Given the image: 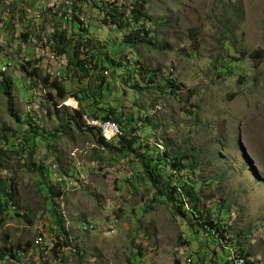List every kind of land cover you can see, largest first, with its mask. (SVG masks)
I'll return each mask as SVG.
<instances>
[{
  "label": "rangeland",
  "instance_id": "rangeland-1",
  "mask_svg": "<svg viewBox=\"0 0 264 264\" xmlns=\"http://www.w3.org/2000/svg\"><path fill=\"white\" fill-rule=\"evenodd\" d=\"M12 1H0V61L16 53L12 109L0 86V179L9 185L14 178L17 204L0 222V264H227L236 243L251 254L250 264H264V0H145L152 35L136 46L124 42L126 28L103 21L99 5L114 0H79L75 12L93 39L86 49L91 75L83 81L66 69L67 54L44 59L34 41L24 44L27 53L17 49L11 36L38 18L19 7L13 12ZM72 1L23 0L33 12L44 7L40 30L31 28L39 44L55 24L74 31L71 9L68 20L59 11ZM26 56L48 82L60 79L70 92L65 99L40 76H26L19 66ZM223 64L227 70L219 71ZM97 74L105 80L99 104ZM168 78L176 86L169 88ZM81 88V97L89 94L82 111L102 115L111 107L133 121L142 144L170 157L187 154L180 174L195 181L204 218L223 217L228 242L194 227L166 200L153 201L155 188L140 178L134 154L117 157L95 144L74 118L81 105L73 93ZM30 122L38 127L34 139L24 131ZM53 210L65 220L69 246L60 245ZM18 245L16 257L9 249Z\"/></svg>",
  "mask_w": 264,
  "mask_h": 264
},
{
  "label": "trees",
  "instance_id": "trees-1",
  "mask_svg": "<svg viewBox=\"0 0 264 264\" xmlns=\"http://www.w3.org/2000/svg\"><path fill=\"white\" fill-rule=\"evenodd\" d=\"M2 1V0H0ZM26 0H24L25 2ZM79 0H73L70 4H64V10L60 8V12H62L64 18L67 14L70 12L67 11L68 9H71L72 11V17L65 18L68 21H72L73 25L71 33L70 27L68 30V27H61L57 26L55 24V29L52 32L51 39L53 40V51L56 52V54H67L68 63L66 66V69L73 68L74 73L83 79L88 78L91 75L90 68L87 67L88 64V52H87V45L91 43L92 36H90V30L88 27H84L81 24L82 21L75 12L77 9V5ZM119 0H114L112 2H103L101 5H99L101 11L105 13L103 21L106 24L112 23L115 26L126 28V33L124 36V42L136 46L137 44H149L150 38L149 36L152 35V30L150 28H146L144 24V18L147 17L146 15V1L145 0H132L129 4L121 3L119 4ZM23 0H14L12 1V5H14L13 12L19 9H21L23 12L26 11V7L22 6ZM51 9V8H49ZM74 11V12H73ZM15 15V14H12ZM132 21V22H131ZM80 22V23H79ZM31 26L29 24L24 25L23 31H21L20 35L16 37L11 36V38L14 41H17V49L22 50L23 45L27 42H29V37H32L31 34ZM42 41V38H40V43ZM48 41H46L47 43ZM12 44V45H11ZM39 44V42H38ZM10 46L14 47L13 42H10ZM16 48V47H15ZM29 47H25L23 49L25 53H27V50ZM18 52V51H17ZM16 56V53H15ZM9 54L6 58H2L0 61V86L3 89V92L6 94L9 104V109H12V88L14 83L16 82V79L10 74V66L15 63L16 57ZM27 59L19 64L21 66L22 70L25 72L26 76L29 77L31 80H35L36 78H39V68L35 64L37 63V60L30 59V56H26ZM29 58V59H28ZM124 57L120 56V59L123 60ZM112 59V63L116 65H123L121 60ZM232 61L234 59H238V57L233 56ZM117 63H116V62ZM19 62V61H18ZM20 63V62H19ZM4 67L5 70H2L1 68ZM97 67V65H95ZM219 71H226L227 66L224 64L219 67ZM231 72V70H229ZM48 75V74H47ZM41 77V76H40ZM96 80L100 84L99 86H102L105 82L104 77L99 74L95 75ZM41 79H43L46 86L53 85L54 88L57 90V95L61 99H65L66 96L70 93L68 89H66V86L60 81L59 78H55L54 81L48 82L47 76H42ZM150 81H154V75H150L148 78ZM169 88H172L176 86V83L173 79L168 78L167 80ZM32 86H30L31 88ZM132 87L138 88L140 91L145 90L146 88L139 87L138 84H134ZM108 88V87H107ZM87 88H81L80 90H77L73 93L74 97L77 98V101L81 105L80 108L74 110V118L85 124V113H88L91 116L99 117L102 119H107L110 116L114 118V120L119 124L121 129L123 130L124 134L119 136L118 138H115L111 141H107L103 139V137L99 134L98 130L94 127L86 126L87 130L92 133L94 136L95 144L98 147H103L107 151L116 153L117 157L125 156L126 154H134L142 163L143 167V175L140 176L141 179H147L150 185L155 188V193L152 198L153 201H156L158 199H162V201H167L172 204L174 211L177 214H182V216H187L189 220L193 219V223L195 225H198L199 228H203L204 230L208 231L211 234H214L216 238L223 239L228 242L230 238L225 237L224 232L226 231V227L222 226L223 217H219V220L217 223H214L213 220L209 218H204L203 210L200 208V197L198 194V190L196 186L192 183V178L188 177L186 179H183L182 173L183 169H185L186 164L183 163L185 157L187 154H177L174 153L173 157H170V153L166 149L165 151H160V148H157V152L153 150L148 143L142 144L139 141V138L136 135V128L133 127V121L127 120L123 114L117 116L114 113V109L111 107H105L103 109V114L100 115L97 112H93L91 114L90 112H84L82 111V107L86 109V105H89V102H84L89 97V94L84 95L81 97L82 93L86 92ZM106 89V87H105ZM105 93V92H104ZM50 96L52 94H49ZM103 96V86L102 91H95L94 92V102L99 104L101 103V98ZM53 98V95L51 96ZM105 97V96H104ZM103 97V101H104ZM112 117L108 120H113ZM73 118V117H72ZM72 118L67 119L63 122L62 128L59 129H65L69 126V122L72 120ZM134 119V118H133ZM146 120H149L150 118H146ZM150 125V123H149ZM129 126V130L127 129ZM154 127H157V124L153 125ZM24 131L26 134L30 135L32 134V139L36 138L38 136V127L34 126L33 124H29V127L24 126ZM58 129V131H59ZM37 130V131H36ZM40 135V134H39ZM34 141L32 143L31 152L35 150V144ZM162 153V154H161ZM1 155H0V168H1ZM31 166V165H30ZM192 166V165H191ZM165 167V171H161V169ZM182 181V182H181ZM195 182V181H193ZM48 195L47 199L50 204L53 205V196L51 195L53 192V186H49V189H47ZM17 204V187L16 182L14 178L12 179L11 183L7 185L3 180L0 179V222L2 223L6 217L8 216V211L15 209L14 207ZM198 213L199 217L196 220L194 218V215ZM53 215L55 219V225L58 228V236L62 237V241L64 244H60L63 246H69V232L67 230V227L65 225V220L61 215H58L55 210H53ZM201 216V217H200ZM194 226V225H193ZM195 227V226H194ZM198 229L197 231H199ZM238 244H234L233 248H230V259L227 261V264H234V259L239 258H246V264H250L252 260L249 259L251 254L249 252L244 251L241 247L237 246ZM12 253V255L17 257L18 252L21 250V246L18 245L16 251H12V249H9ZM27 249L25 248L24 251ZM236 250V252L240 251V256L234 257V252L232 251ZM4 256V255H2ZM1 256V257H2Z\"/></svg>",
  "mask_w": 264,
  "mask_h": 264
},
{
  "label": "built area",
  "instance_id": "built-area-1",
  "mask_svg": "<svg viewBox=\"0 0 264 264\" xmlns=\"http://www.w3.org/2000/svg\"><path fill=\"white\" fill-rule=\"evenodd\" d=\"M54 3H50V5H52ZM43 5H38L35 9V11L33 12L32 9H27L26 8V12L29 11V16H34V17H37L38 18V25H34L32 27L31 25V28L32 29H35V32L36 31H39L41 27H39V20H44V15H43ZM70 14V13H69ZM69 14H67L65 16V18H70ZM2 24V23H1ZM55 29V27H52L49 31H48V36H44V34H46L45 32H42L41 33V38H42V41L40 44H38L39 41H37L35 39V37H29V41H34L36 42L38 45L36 47V51H40V56H45L44 59H47L48 57H50L51 59H55V55H56V52L55 51H51V41H53L51 39V35H52V32L53 30ZM23 31V30H22ZM52 31V32H51ZM19 36V35H18ZM46 41H48L46 43ZM25 45H23V49H25ZM28 47V46H27ZM58 55V54H57ZM65 55V54H64ZM29 59V58H28ZM5 69V68H4ZM86 117L90 118L91 119V127H99L100 130L106 134V136H111L112 138H118L119 136L123 135L124 132L123 130L121 129V127H116V126H109L108 125V118L107 119H102V118H99V117H95V116H91L89 115L88 113H85ZM94 226L91 224L89 225V229H92ZM39 243H43L42 240H40ZM234 252V250H232ZM234 258H235V252H234ZM235 260V259H234Z\"/></svg>",
  "mask_w": 264,
  "mask_h": 264
},
{
  "label": "bare ground",
  "instance_id": "bare-ground-1",
  "mask_svg": "<svg viewBox=\"0 0 264 264\" xmlns=\"http://www.w3.org/2000/svg\"><path fill=\"white\" fill-rule=\"evenodd\" d=\"M51 44H53V41H51ZM51 50L53 51L52 47H51ZM112 117V116H110ZM110 117L108 119H110ZM113 120H108V125L109 126H116V127H120L119 124L114 120V118L112 117ZM85 124L86 126H90L91 127V119L86 117L85 115ZM98 130L99 134L103 137V139L107 140V141H111L113 140L114 138H112L111 136H106L105 133H103L99 127H94ZM85 229H89V225L88 226H85ZM236 251V250H235ZM240 252V251H238ZM234 258V257H233ZM240 260H244V262L241 263ZM236 264H246V258L242 257V258H239L236 262Z\"/></svg>",
  "mask_w": 264,
  "mask_h": 264
},
{
  "label": "clouds",
  "instance_id": "clouds-1",
  "mask_svg": "<svg viewBox=\"0 0 264 264\" xmlns=\"http://www.w3.org/2000/svg\"><path fill=\"white\" fill-rule=\"evenodd\" d=\"M251 257V256H250Z\"/></svg>",
  "mask_w": 264,
  "mask_h": 264
}]
</instances>
